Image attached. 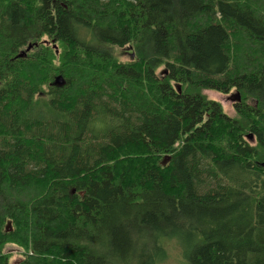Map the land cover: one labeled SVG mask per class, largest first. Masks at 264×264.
Wrapping results in <instances>:
<instances>
[{"label": "trees", "instance_id": "trees-1", "mask_svg": "<svg viewBox=\"0 0 264 264\" xmlns=\"http://www.w3.org/2000/svg\"><path fill=\"white\" fill-rule=\"evenodd\" d=\"M231 89L235 116L203 93ZM163 237L264 264V0H0V264H159Z\"/></svg>", "mask_w": 264, "mask_h": 264}, {"label": "rangeland", "instance_id": "rangeland-1", "mask_svg": "<svg viewBox=\"0 0 264 264\" xmlns=\"http://www.w3.org/2000/svg\"><path fill=\"white\" fill-rule=\"evenodd\" d=\"M44 39H46V38H43V40ZM44 42H45V44L53 47L55 54L58 53L59 48L57 45L52 43L53 42L52 39L48 40V41L44 40ZM126 51L127 50H125L124 52H126ZM115 53H116V56L119 60L120 59L126 60L128 58L127 54H125V55L123 54V50L117 49V50H115ZM57 60H58V57H56L54 60V64H56V65H58ZM58 74H60V73H58ZM165 74L166 73H164V75ZM175 88L177 91L179 89V92H181L180 85L177 84L175 86ZM203 93H205L207 98L212 99V100L220 103L222 106L223 112H225L228 116H235L236 115L234 105L239 100H236L234 98V96H235V90L234 89H231L227 93H221V92H217L214 90H203ZM229 96H232V97L229 98ZM233 98L235 100L234 102H233ZM249 135L251 136V138H248ZM245 139L248 141H251V143L254 142V138H253L251 132H248V134L245 136ZM7 223H5V226H6L5 231L9 232L11 230V228H13V225H12V223L9 222L10 225L7 228V225H6ZM161 240H162L161 242L163 243L162 245H163V247L167 253V256H166L165 260L159 264H189L188 261L186 260L187 258L183 255L181 244L176 239H170V238L163 237V238H161ZM4 252L5 253L7 252L10 255V258H9L10 264H15L19 259H21L23 257L22 249H20L15 244L6 245Z\"/></svg>", "mask_w": 264, "mask_h": 264}, {"label": "water", "instance_id": "water-1", "mask_svg": "<svg viewBox=\"0 0 264 264\" xmlns=\"http://www.w3.org/2000/svg\"><path fill=\"white\" fill-rule=\"evenodd\" d=\"M32 47V44H29L26 48H25V50H21L15 57H23V56H25L26 55V51H28L30 48ZM131 55H132V57H133V53H131ZM164 73H166V70H164ZM52 84L53 85H57V86H60V85H63L64 84V78H63V76L61 75V74H58V75H56L55 77H54V79H53V81H52ZM178 93H179V89H178V91H177ZM234 98L236 99V100H239V97L237 96V97H235L234 96ZM248 138H251V136L249 135L248 136ZM168 159H169V156H164V158L162 159V164H165L167 161H168ZM7 225V228H8V226L10 225L9 224V222L6 224ZM9 230V229H8Z\"/></svg>", "mask_w": 264, "mask_h": 264}, {"label": "flooded vegetation", "instance_id": "flooded-vegetation-1", "mask_svg": "<svg viewBox=\"0 0 264 264\" xmlns=\"http://www.w3.org/2000/svg\"><path fill=\"white\" fill-rule=\"evenodd\" d=\"M230 97H232V96H229V98H230ZM234 101H235V100H234V98H233V102H234Z\"/></svg>", "mask_w": 264, "mask_h": 264}]
</instances>
